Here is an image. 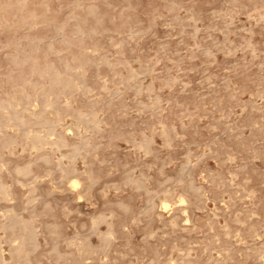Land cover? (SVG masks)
<instances>
[{
    "label": "rangeland",
    "instance_id": "obj_1",
    "mask_svg": "<svg viewBox=\"0 0 264 264\" xmlns=\"http://www.w3.org/2000/svg\"><path fill=\"white\" fill-rule=\"evenodd\" d=\"M0 101V264H264V0H0Z\"/></svg>",
    "mask_w": 264,
    "mask_h": 264
},
{
    "label": "bare ground",
    "instance_id": "obj_2",
    "mask_svg": "<svg viewBox=\"0 0 264 264\" xmlns=\"http://www.w3.org/2000/svg\"><path fill=\"white\" fill-rule=\"evenodd\" d=\"M37 42V41H36ZM74 84V83H73ZM72 86V85H71ZM25 90V89H24ZM23 91V90H22ZM1 102V101H0ZM0 104H2V103H0ZM43 104V103H42ZM4 107V106H3ZM14 107V106H13ZM6 108H7V105H6ZM27 108V107H26ZM45 108V107H44ZM14 109V108H13ZM23 110V109H22ZM22 110H20V111H22ZM27 110V109H26ZM4 111V110H3ZM10 112V111H9ZM35 112V111H34ZM44 112V111H43ZM43 112H41V113H43ZM40 113V114H41ZM39 114V113H38ZM10 115H12L13 116V114H12V111H11V114ZM12 116H11V118H12ZM21 116H22V114H21ZM21 116H20V118L19 119H21ZM16 117V116H15ZM56 118H57V116H55ZM46 118V117H45ZM18 119V120H19ZM40 119V118H39ZM27 120V119H26ZM29 120V119H28ZM47 120V119H46ZM12 121H14V120H12ZM30 121V120H29ZM51 121H53V120H51ZM20 122V121H19ZM39 122V121H38ZM20 123H24V122H20ZM30 123V122H29ZM28 123V124H29ZM54 123V122H53ZM2 125V124H1ZM30 125V124H29ZM35 125H37V124H35ZM41 125V124H40ZM56 125H57V123L54 125V124H50V122H49V124H47L46 125V128H47V130L49 131V133L50 132H52L53 130H54V128H56ZM96 126V125H95ZM20 127V126H19ZM35 127H37L38 128V126H35ZM58 127V126H57ZM97 128V127H96ZM1 129V128H0ZM44 129V128H43ZM24 130V129H23ZM22 130V131H23ZM30 131V129H28L27 128V131ZM39 130V129H38ZM45 130V129H44ZM44 130H43V132H44ZM15 132H16V128H15V130H14ZM28 131V132H29ZM24 132V131H23ZM40 132H41V130H40ZM57 132H58V130H57ZM60 132V131H59ZM2 133V132H1ZM19 133H21V132H19ZM18 133V134H19ZM30 133V132H29ZM17 134V133H16ZM53 134V133H52ZM34 136L32 137L31 136V138H33L34 140H35V144H36V147L38 148V149H41V150H43L42 149V144L44 143V141H45V139L43 138L44 137V135L45 134H43L42 133V135H43V137H41V136H37V135H35V133L33 134ZM51 135V134H50ZM49 135V136H50ZM54 135V134H53ZM53 135H51V138H52V136ZM48 136V135H47ZM61 137L63 136V135H60ZM150 136V135H149ZM4 137H6V136H4ZM26 137V136H25ZM27 138V137H26ZM66 138V137H65ZM2 139V138H1ZM6 139V138H5ZM23 139H25V138H23ZM55 139V138H54ZM28 140V139H27ZM67 140V139H66ZM3 141V140H2ZM7 141V140H6ZM15 141V140H14ZM26 142V141H25ZM30 142H31V140H30ZM30 142H28V143H30ZM33 142V141H32ZM51 142H52V140H51ZM51 142H49L50 144H51ZM68 142V141H67ZM74 142V141H73ZM4 143L5 142H3V144L2 145H4ZM64 143V141L61 139V138H58L57 139V141H56V144L57 145H62ZM146 143V142H145ZM167 143V142H166ZM11 144V143H10ZM47 144H48V141H47ZM55 144V145H56ZM141 144V143H140ZM7 145V144H6ZM25 145L27 146L28 144H26L25 143ZM34 145V144H33ZM51 145H54L53 143L51 144ZM54 145V146H55ZM5 146V145H4ZM70 146V145H69ZM73 146H74V144H73ZM147 146V145H146ZM145 146V147H146ZM32 147V146H31ZM30 147V148H31ZM56 147V146H55ZM84 147V146H83ZM141 147V146H140ZM144 147V148H145ZM6 148H8V146L6 147ZM9 149V148H8ZM37 149V150H38ZM51 149H53V146H52V148ZM69 149V148H68ZM138 149V148H137ZM63 150V149H62ZM149 150V149H148ZM3 151V150H2ZM45 151V150H44ZM44 151H41V152H43L44 153ZM54 151V150H53ZM26 152H27V149H26ZM36 152V151H35ZM37 152H39V154H40V150L39 151H37ZM37 152H36V154H37ZM68 152V151H67ZM29 154V153H28ZM38 157V156H37ZM39 157H40V155H39ZM44 157V156H43ZM45 157H47V156H45ZM40 159H41V157H40ZM39 159V160H40ZM43 159V158H42ZM46 159V158H45ZM47 159H48V157H47ZM7 160V159H6ZM51 160V159H50ZM65 160V159H64ZM55 161V160H54ZM70 162V161H69ZM40 163V162H39ZM47 163H49L48 161H47ZM46 163V164H47ZM0 164H1V161H0ZM189 164V163H188ZM2 165V164H1ZM54 165V164H53ZM20 166V165H19ZM28 166H29V164H28ZM28 166H26V168L28 167ZM32 166V165H31ZM52 166V165H51ZM189 167V166H188ZM3 168V167H2ZM16 168H18V167H16ZM23 168V167H22ZM184 168V167H183ZM182 168V169H183ZM28 169H30V168H28ZM190 169V168H189ZM2 170V169H1ZM16 171V170H15ZM25 171V169L23 168V169H19L18 170V172H24ZM28 172H29V170H28ZM15 173V172H14ZM185 173V172H184ZM184 175V174H183ZM19 176V175H18ZM180 176V175H179ZM43 178V177H42ZM17 179V178H16ZM183 179V178H182ZM26 180V179H25ZM125 181H127V180H125ZM137 183V182H136ZM1 185V184H0ZM35 185V184H34ZM77 185V182L76 181H74L73 183H72V185L71 186H74L72 189H74L75 188V186ZM3 186H4V184H3ZM33 187V186H32ZM8 190V189H7ZM33 190V189H32ZM43 190V189H42ZM30 193V192H29ZM52 196V195H51ZM85 199V198H84ZM89 199V198H88ZM164 201V200H163ZM187 201H189V200H187ZM183 203V202H182ZM185 204V203H184ZM167 205L168 204H166V203H163V207L164 208H166L167 207ZM186 205H188V204H186ZM190 205V204H189ZM173 206V205H172ZM179 206V205H178ZM161 207V206H160ZM159 207V208H160ZM168 207H169V205H168ZM127 208V207H126ZM184 208V210L183 211H185V208H186V206L185 207H183ZM30 211V210H29ZM28 212V211H27ZM33 212V211H32ZM156 212V211H155ZM152 213H154V212H152ZM155 216V215H154ZM147 217V216H146ZM188 217V216H187ZM110 218H111V216H110ZM106 219V218H105ZM171 219H173V217L171 218ZM106 221V220H105ZM187 221H188V218H187ZM187 221H185V222H187ZM168 222V221H167ZM4 223V222H3ZM106 223V222H105ZM171 223V222H170ZM37 224V223H36ZM15 225H21L22 227H23V231H24V236L21 238V240H20V242L18 241V243L17 244H14V245H12L11 247V252H13L15 255H17V256H21V255H23L24 254V252H25V249H24V247H25V245H31V246H35V242H34V232L29 228V226L26 224V222H24L23 220H21V219H19L17 216H15V215H10V216H8V219H7V222H6V224H5V227H7V228H12V227H14ZM35 226H37V225H35ZM55 226V225H54ZM107 226H108V224H107ZM171 226H172V224H171ZM38 227V226H37ZM36 227V228H37ZM101 227V226H100ZM174 227V226H173ZM178 227V226H177ZM183 229V228H182ZM110 230V229H109ZM46 231V230H45ZM49 231V230H48ZM5 232V231H4ZM46 233V232H45ZM18 234V233H17ZM108 233H107V235H104L103 236V240H107L108 238ZM153 235V234H152ZM151 235V236H152ZM10 236V235H9ZM45 236V235H44ZM112 236H113V234H112ZM150 236V237H151ZM13 238V237H12ZM15 238V237H14ZM17 238H18V235H17ZM13 240V239H12ZM18 240V239H17ZM29 248V247H28ZM160 254V253H159ZM97 255V254H96ZM188 256V255H187ZM184 257V256H183ZM170 258V257H169ZM83 259V258H82ZM134 259V258H133ZM152 260V259H151ZM154 260V259H153ZM152 260V261H153ZM3 261V260H2ZM150 261V260H149ZM182 261V260H181ZM158 262H159V260H158ZM0 263H1V258H0ZM153 263V262H152ZM165 263H167V262H165ZM164 263V264H165ZM157 264V263H156Z\"/></svg>",
    "mask_w": 264,
    "mask_h": 264
}]
</instances>
